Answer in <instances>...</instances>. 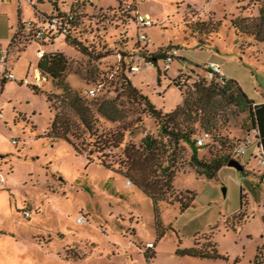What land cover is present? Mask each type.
<instances>
[{
  "label": "rangeland",
  "instance_id": "1",
  "mask_svg": "<svg viewBox=\"0 0 264 264\" xmlns=\"http://www.w3.org/2000/svg\"><path fill=\"white\" fill-rule=\"evenodd\" d=\"M52 1H1L0 50L5 55L13 36L10 22L15 24L18 15L25 22L36 21L34 5L48 13L54 10ZM74 1L56 0L63 11H69ZM92 1L94 6L89 8L94 11L118 7L119 1L134 4L153 21L144 31L154 46H179V57L160 81L158 69L144 63L130 74L134 85L157 108L170 111L181 104L176 77L185 78L183 90L192 89L198 74H203L197 66L210 62L236 79L251 99L264 100V41L244 33L237 37L231 25L233 18L257 5L250 3L242 9L245 2H237L242 0ZM201 21L205 22L203 33L193 31L190 25ZM57 51L70 62L67 82L89 101L99 104L119 95L122 118L111 121L99 115L101 131H124L121 148L105 151L108 162L120 159L126 144L137 145L145 134L158 133L157 121L142 105L120 89L114 90L121 81L116 52L107 51L95 59L76 52L63 36H57L45 45L30 43L20 55L10 53L8 70L17 79L0 86V177L5 178L4 184L0 182V264H255L259 249L264 248V166L259 156H252L258 150L254 132H247V112L233 108L222 125L223 134L245 139L248 145L240 156L243 169L225 165L212 179L200 176L188 163V148L174 186L176 194L195 192L193 204L183 211L179 203L154 205L147 194L128 186L125 176L100 165L99 154L88 152L87 138L83 141L87 150L80 154L67 140L48 135L54 110L44 92L60 90L53 86L51 76L36 83L34 74L41 60L39 52ZM4 68L5 63H0V74ZM25 77L44 92L35 93L25 81L20 84ZM91 88H97L95 94L89 92ZM64 112L73 120L70 110ZM73 140L81 144L82 138ZM205 153L202 150L200 155ZM25 208L29 210L26 216ZM209 235L219 255L199 258L177 253L179 247L191 248L195 241L204 246ZM261 261L264 264V252Z\"/></svg>",
  "mask_w": 264,
  "mask_h": 264
},
{
  "label": "trees",
  "instance_id": "2",
  "mask_svg": "<svg viewBox=\"0 0 264 264\" xmlns=\"http://www.w3.org/2000/svg\"><path fill=\"white\" fill-rule=\"evenodd\" d=\"M261 1H237L238 3L245 2L242 9H245L244 5L250 3L257 5L253 11L246 10L243 16L231 20L237 37L244 33L253 36L257 42L264 41V0ZM30 2L42 4L45 0H30ZM52 2L54 10L48 13L40 11L34 5L37 20L31 21V27L27 26V22L19 20L6 54L12 52L20 54L32 42L45 45L57 36H63L67 44L72 46L76 52L95 59L103 57L104 52H116L121 62L119 77L121 81L117 82L114 90L120 89L121 93L127 95L129 99L142 105L143 111L157 121L158 133L145 134L137 145L135 143L126 144L122 148L120 159L113 163L108 162L105 151L111 148H121L124 131L114 130L106 133L101 131L99 115L111 121L120 120L122 111L121 104L117 102L119 95L115 98L103 99L99 104L94 100L89 101L86 96L73 89L67 82L70 62L63 52L57 51L44 53L41 56L38 63L41 73L35 79L51 76L53 86L60 92H44L36 84L27 83L35 93L44 92L48 104L54 110L53 122L48 135L67 140L80 154H84L87 150V147L83 146V141L87 138L90 141L88 152L90 155L95 152L99 154L100 165L125 176L126 183H130L128 186H136L147 194L154 205L160 201L179 203L182 211L193 204L196 196L195 192L190 190L176 194L174 186L175 176L180 166L185 163V152L188 148L191 152L188 163L198 175L209 179L216 177L221 167L227 165L230 160L240 161V157L236 156V149L245 143V140L232 139L222 132V125L228 120L226 116L233 108L239 112H247L245 122L247 132L254 131L257 144L264 151V102L256 103L234 78L216 74L209 79L208 64L203 67L197 66L202 69L203 74L201 76L198 74V80L192 89L183 90L182 74L176 77L175 85L182 91L183 99L181 104L170 111L157 108L134 85L130 76L132 66L144 63L156 67L160 81L162 73L168 71L165 66L169 63V56L172 55V60H174L179 55H173V51L177 50L178 54L180 52L177 45H153L152 38L144 31V28L152 26L153 23L150 26L142 24L138 19L140 13L134 4L122 5L119 1L118 7H107L94 11L89 8L94 6L92 0H75L69 11H63L57 6L56 0ZM242 13L241 10L239 14ZM53 17H57L61 22L59 35L50 40L36 37V29L45 27L47 21ZM198 23L195 27L192 25L190 27L193 31L203 33L202 26L205 22ZM213 29L216 28L213 27ZM160 61L163 62L162 65L159 64ZM7 80L15 79H8L4 74H0L1 89ZM24 81L25 79L19 80L20 84ZM59 105H62V109ZM64 109L73 113V120L65 114ZM205 131L209 132L210 137L203 145H197V138ZM72 137L73 139L82 138L81 144H77ZM202 150H206L207 154L201 156ZM86 157L90 162L93 161L89 154ZM244 198L242 191V207ZM22 211L26 216L29 210L25 208ZM210 239L212 241L211 235L206 236L205 245L201 247L196 241L191 248L179 247L177 253L199 258L217 256L219 254L216 244L214 242L210 244ZM260 253L259 249L255 257L257 264H262Z\"/></svg>",
  "mask_w": 264,
  "mask_h": 264
},
{
  "label": "built area",
  "instance_id": "3",
  "mask_svg": "<svg viewBox=\"0 0 264 264\" xmlns=\"http://www.w3.org/2000/svg\"><path fill=\"white\" fill-rule=\"evenodd\" d=\"M138 19L145 26H150L153 23V21L148 16H145V15H142V14H139ZM60 24H61V22H60V20L57 17L50 18L47 21V25L45 27H41V28L36 29V37L41 38V39H45V40H50V38L59 35V28L61 26ZM27 26L31 27L32 26V22L28 21L27 22ZM177 52H178L177 50H174L173 51V55H178ZM43 54H44L43 52H39L40 56H42ZM6 55L2 51H0V63H2V62L5 63L4 72L2 74H4V76L6 78H8V79H17L16 75L13 72H10L8 70ZM168 61H169V63H167L165 67L169 69V67L171 65L170 63L173 61L172 60V55L169 56ZM135 67H138V65L132 66V70L135 69ZM207 69L209 70L208 71V75H207L209 79H212L216 74H218L220 76H224L225 75L223 73L222 69H221V66L219 64L215 63V62H210L207 65ZM38 81H41V79L39 77L36 78V83ZM184 81H185V78L182 77L181 82H184ZM96 89L97 88H91L89 92L91 94H95L96 93ZM2 117H3V112L0 111V118H2ZM209 137H210L209 132H207V131L203 132L197 138V141H196L197 145H203ZM13 142H16V140H14ZM255 145H256V148H257L259 153L255 152L254 156L255 157L259 156L260 162L264 166V151H263V149L260 146H258L256 137H255ZM246 151H247V144L243 143V144H241V145H239L237 147L236 156L240 157L243 154H245ZM0 182L2 184H4L5 183V178L4 177H0ZM127 184L129 185L130 183L127 182ZM78 221L82 222V217H78ZM148 245L152 246L151 243H149Z\"/></svg>",
  "mask_w": 264,
  "mask_h": 264
},
{
  "label": "crops",
  "instance_id": "4",
  "mask_svg": "<svg viewBox=\"0 0 264 264\" xmlns=\"http://www.w3.org/2000/svg\"><path fill=\"white\" fill-rule=\"evenodd\" d=\"M1 1L2 0H0V6H1ZM6 1H8V0H6ZM35 11H36V9H35ZM36 16V15H35ZM19 20H22V21H24L23 20V18L21 17V15H18V17H17V19H16V23L15 24H12V22H10V29H12L13 30V35H14V33H15V31H16V28H17V25H18V23H19ZM8 21H9V18H8ZM13 37V36H12ZM6 38H8V35H7V37ZM9 48V47H8ZM1 51V50H0ZM25 51V50H24ZM23 51V52H24ZM49 53H51V52H49ZM20 54H22V52L20 53ZM19 54V55H20ZM9 55V54H8ZM8 55H6V57H8ZM7 60V62H8V58L6 59ZM216 63V62H215ZM8 64V63H7ZM218 64V63H217ZM39 69H38V67H37V70H36V72H35V74H34V76H39ZM226 75V74H225ZM34 76H33V78H34ZM227 76V75H226ZM228 77V76H227ZM232 78V77H231ZM30 78H28V77H25V82L26 83H29V82H31V79L29 80ZM256 102V101H255ZM262 102H264V100L263 101H257L256 103H262ZM245 140V139H244ZM246 142V141H245ZM253 157H255L254 156V154L252 155ZM127 184V183H126ZM263 247H264V245H263ZM260 261H261V257H262V255H263V252H264V248H261L260 249ZM262 262V261H261ZM255 264H257L256 262H255ZM263 264V263H262Z\"/></svg>",
  "mask_w": 264,
  "mask_h": 264
},
{
  "label": "water",
  "instance_id": "5",
  "mask_svg": "<svg viewBox=\"0 0 264 264\" xmlns=\"http://www.w3.org/2000/svg\"><path fill=\"white\" fill-rule=\"evenodd\" d=\"M228 166H233L239 170L243 169V166L241 164L240 161L236 160V159H233V160H230L228 163H227ZM263 180H264V177H263Z\"/></svg>",
  "mask_w": 264,
  "mask_h": 264
}]
</instances>
